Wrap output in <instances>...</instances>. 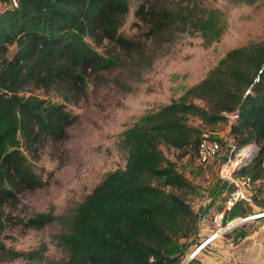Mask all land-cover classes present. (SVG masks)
<instances>
[{
  "label": "trees",
  "instance_id": "obj_1",
  "mask_svg": "<svg viewBox=\"0 0 264 264\" xmlns=\"http://www.w3.org/2000/svg\"><path fill=\"white\" fill-rule=\"evenodd\" d=\"M3 1L7 4L0 10V224L11 216L8 206L17 207L24 191L42 183L31 154L38 157L49 140L63 139L74 122L64 103L32 93L31 86L54 90L66 101L79 99L90 73L114 64L89 39L96 45L106 40L126 45L120 27L130 7V0ZM194 9L160 6L145 12L141 5L138 13L154 34L172 28L200 32L210 45L222 36L225 23L217 14L199 15ZM144 60L152 64L149 57ZM228 114H236L230 124L234 152L251 143L259 146L233 174L257 183L264 178V39L230 49L180 98L125 128L120 140L127 154L125 167L107 172L72 216L51 208L21 222L32 228L57 220L65 223L58 242L69 254L58 264H181L188 239L196 238L198 212L191 197L198 191L168 164L162 145L198 151L202 133L190 118L215 124L228 120ZM258 190L251 197L264 208ZM245 205L243 199L236 202L231 213L241 211L231 218L246 216L250 210ZM47 249L46 243L29 250L11 249L0 238V252L9 258L41 260Z\"/></svg>",
  "mask_w": 264,
  "mask_h": 264
},
{
  "label": "rangeland",
  "instance_id": "obj_2",
  "mask_svg": "<svg viewBox=\"0 0 264 264\" xmlns=\"http://www.w3.org/2000/svg\"><path fill=\"white\" fill-rule=\"evenodd\" d=\"M141 5L145 12L160 6L186 5L193 11L194 6L199 15L217 14L225 28L222 36L210 45L205 43L200 32H179L172 28L154 34L150 23L138 13ZM120 31L127 40L126 45L108 40L96 45L88 38L102 54L112 57L114 64L91 72L85 92L79 99L66 101L54 90L45 91L31 86L32 93L64 103L74 122L67 128L63 139L49 140L38 157L31 154L32 166L42 183L24 191L17 207L8 206L11 216L0 224V238L6 246L29 250L46 243L48 249L44 258H9L0 252V264H58V261L66 259L69 253L58 242L59 233L66 229L65 223L57 220L42 228H32L25 227L21 219L51 208L57 214L72 216L79 203L107 172L125 167L127 154L120 145L121 132L125 128L146 112L180 98L191 85L203 79L230 49L264 39V0L252 3L244 0H130ZM15 50L13 47L12 52ZM146 57L152 60L151 65L144 64ZM193 100L203 103L200 98ZM228 116V120L215 124L205 123L195 116L189 120L199 127L201 133L210 130L222 140V151L208 163L199 161L197 150L192 146L182 149L162 145L168 164L197 186L198 194L191 197H194L191 200L193 208L198 212L197 243L205 241L211 233L220 234L219 230L229 222L244 217L231 218L241 211L236 208L231 213L236 202L246 201L250 210L247 215L263 209L253 202L251 193L260 188L262 193L259 197H264V178L250 184L233 174L236 167L256 155L259 146L251 143L247 145L250 150L246 154H238L240 150L234 152L230 124L236 114ZM230 158L239 160L238 165L231 173H222ZM231 199L234 203L228 207ZM225 214L228 216L226 219ZM230 231L236 243L243 246V256L255 251L250 255V261L263 264L264 217L240 222Z\"/></svg>",
  "mask_w": 264,
  "mask_h": 264
},
{
  "label": "crops",
  "instance_id": "obj_3",
  "mask_svg": "<svg viewBox=\"0 0 264 264\" xmlns=\"http://www.w3.org/2000/svg\"><path fill=\"white\" fill-rule=\"evenodd\" d=\"M262 217H264V215ZM254 218H256V217H254ZM249 219H251V218H249ZM236 220H238V219H236ZM239 220H240V218H239ZM231 229H228V230L222 232L224 234L216 233L215 235H217V236L208 240L206 245L203 248H201L200 250H198V252H196V254L194 256H190V255L193 253L195 248L200 243H197V240H198L197 236L194 235L196 237V238H194L192 235L190 237L191 240H190V238L188 239L189 245L185 251L184 258H183L184 261L182 260L183 261L182 264H184V262H185V264H231L232 257L237 258L238 260H240L244 264H252V262L250 261V258H251L250 255H254L255 251L249 252L247 254L248 255L247 257H245L246 255L243 256L242 250H241V247H243V246L238 245L235 241V237L230 235ZM227 231L229 233L225 235V233ZM193 238H194L193 248H191L192 247L191 243H192ZM202 241H201V243H202ZM194 243H197V244H194ZM262 262L264 264V257L261 259V263Z\"/></svg>",
  "mask_w": 264,
  "mask_h": 264
},
{
  "label": "built area",
  "instance_id": "obj_4",
  "mask_svg": "<svg viewBox=\"0 0 264 264\" xmlns=\"http://www.w3.org/2000/svg\"><path fill=\"white\" fill-rule=\"evenodd\" d=\"M6 4H7L6 1L0 0V10ZM258 78L259 77H257L256 80H258ZM249 91H251V88H249L247 92H249ZM246 148H248V147L246 146V147H243L242 149H240L238 154H242V153L246 154L248 152V151H245ZM221 151H222V143L220 142V140L218 138H216L215 135H213V133L210 130L203 131L201 134V138H200L199 145H198V151H197L199 161L201 163H208L212 159H214L217 155H219ZM229 161H230V163H227L223 166L222 173H224V172H226V174L231 173L232 169L235 168V166H237L239 163V160L234 161L233 158H230ZM238 196H239V194H238ZM242 196L245 197V194L242 193ZM236 198H238V197H235V199ZM233 203H234V199H231L228 203V207H230ZM191 204L193 206V201H191ZM215 236H217V235H215V234L210 235L205 241H203L202 243H200L197 246V248L193 251V253L190 256H194L196 254V252H198V250H200L201 248H203L206 245L208 240H210L211 238H213ZM231 264H244V263H242L237 258L232 257Z\"/></svg>",
  "mask_w": 264,
  "mask_h": 264
},
{
  "label": "water",
  "instance_id": "obj_5",
  "mask_svg": "<svg viewBox=\"0 0 264 264\" xmlns=\"http://www.w3.org/2000/svg\"><path fill=\"white\" fill-rule=\"evenodd\" d=\"M256 212H258V213H260V214H261V213H264V208H263V209H259V210L256 211ZM256 212H254V213H256ZM252 214H253V213H251V214H249V215H246V216L242 217V218L240 219L239 222H236V223H231V222H229L226 226H224L222 229H220L219 233L224 232V231H226V230H228V229H231L232 227L236 226V225L239 224L240 222H243V221L248 220L249 218L252 217Z\"/></svg>",
  "mask_w": 264,
  "mask_h": 264
},
{
  "label": "bare ground",
  "instance_id": "obj_6",
  "mask_svg": "<svg viewBox=\"0 0 264 264\" xmlns=\"http://www.w3.org/2000/svg\"><path fill=\"white\" fill-rule=\"evenodd\" d=\"M250 150V147H248V148H246V150L245 151H249ZM264 215V213H258V212H256V213H253V215H252V217L251 218H254V217H262ZM241 219V218H240ZM240 220L238 219V220H235V222H232V223H236V222H239ZM184 264H185V262H184Z\"/></svg>",
  "mask_w": 264,
  "mask_h": 264
}]
</instances>
